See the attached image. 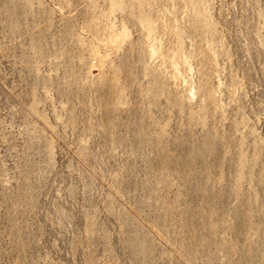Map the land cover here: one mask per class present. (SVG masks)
Instances as JSON below:
<instances>
[{"label":"rangeland","instance_id":"rangeland-1","mask_svg":"<svg viewBox=\"0 0 264 264\" xmlns=\"http://www.w3.org/2000/svg\"><path fill=\"white\" fill-rule=\"evenodd\" d=\"M0 264H264V0H0Z\"/></svg>","mask_w":264,"mask_h":264}]
</instances>
